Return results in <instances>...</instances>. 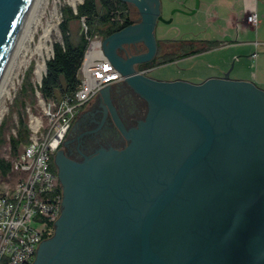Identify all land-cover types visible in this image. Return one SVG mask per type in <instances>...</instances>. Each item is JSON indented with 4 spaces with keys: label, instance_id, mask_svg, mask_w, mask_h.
Segmentation results:
<instances>
[{
    "label": "water",
    "instance_id": "obj_1",
    "mask_svg": "<svg viewBox=\"0 0 264 264\" xmlns=\"http://www.w3.org/2000/svg\"><path fill=\"white\" fill-rule=\"evenodd\" d=\"M36 1L0 0V83ZM123 1L141 21L102 49L148 111L126 147L61 158V213L31 264H264V89L229 71L199 83L133 74L155 54L159 0ZM134 41L147 51L121 61L115 47Z\"/></svg>",
    "mask_w": 264,
    "mask_h": 264
},
{
    "label": "rangeland",
    "instance_id": "obj_2",
    "mask_svg": "<svg viewBox=\"0 0 264 264\" xmlns=\"http://www.w3.org/2000/svg\"><path fill=\"white\" fill-rule=\"evenodd\" d=\"M83 0H77V4L73 5L72 0H42L38 8V25H33V38L26 43V49H30L27 55L20 54L12 67L11 74L7 86V91L0 97V126L2 128V140L0 144V158L13 161L15 157L12 155L10 146V137L16 135L18 121L22 120L27 125L29 131L35 121H39L43 126L49 123L50 115L48 112L55 113L56 101L44 100L39 92L41 80L36 78V63L42 60L41 55L35 51V46L43 33V28L48 24L51 25V31L48 35L47 46L49 51L45 54V60L49 59L53 54V43L55 41L62 42V34L59 29L61 21V8L69 5L74 9ZM165 15L171 18V22H159L156 25L155 35L157 39L172 38L180 36L187 39L191 36L197 39L219 40L218 46L212 49L190 56L188 58H180L156 66L152 71V75L163 80L181 79L192 83H199L207 79L211 75H217L221 72L229 71L232 79H248L254 76L258 81H264V19L260 18V24L255 28L259 35L254 37L251 35L252 44L245 48L232 45L223 40V35L219 27L210 21L211 12L208 10H200L192 15H184L174 12L175 2H168ZM223 12L222 10H219ZM132 19H136L137 13L132 8ZM81 25L80 21H73L71 28L77 32ZM96 35V34H95ZM94 39H102L100 35L93 36ZM259 42V44H255ZM213 44V43H212ZM232 46V47H231ZM32 52V55L30 54ZM248 53H254L258 57L248 59ZM24 60V61H21ZM45 70V69H44ZM46 71H43V76ZM213 77V76H212ZM253 81V80H252ZM254 82V81H253ZM256 84V82H254ZM264 89V84H256ZM26 87V92H22V88ZM23 145L18 152L22 150ZM18 154V153H17ZM19 178V174L10 173L8 176L0 175V190L12 187Z\"/></svg>",
    "mask_w": 264,
    "mask_h": 264
},
{
    "label": "built area",
    "instance_id": "obj_3",
    "mask_svg": "<svg viewBox=\"0 0 264 264\" xmlns=\"http://www.w3.org/2000/svg\"><path fill=\"white\" fill-rule=\"evenodd\" d=\"M253 16L255 22L251 19ZM246 19L252 26L258 25L255 10L248 13ZM87 39L76 90L54 103L56 112H48L47 126L42 128L39 121L33 123L29 143L23 145L11 162L10 173L19 174V178L12 187L0 190V264H31L33 261L38 244L43 235L49 233L48 227L61 209V196L55 191L56 176L50 169L53 154L77 110L93 99L104 85L121 76L104 55L101 41L93 36Z\"/></svg>",
    "mask_w": 264,
    "mask_h": 264
},
{
    "label": "flooded vegetation",
    "instance_id": "obj_4",
    "mask_svg": "<svg viewBox=\"0 0 264 264\" xmlns=\"http://www.w3.org/2000/svg\"><path fill=\"white\" fill-rule=\"evenodd\" d=\"M125 2L128 4L129 14H131L133 8L138 16L136 19H132L130 16L131 22L128 25L140 22L141 15L137 6L131 1ZM168 2L176 3L173 13L179 12L189 16L192 15L190 14L191 10L196 7V0H159V13L156 17L154 34L156 25L159 22H171V18L165 15V10L169 5ZM150 3L153 7L156 6V2L150 1ZM199 8L201 9V0H199V7L194 13H196ZM233 8L237 16L241 11L245 12L247 16L248 13L255 10L253 7L243 5L239 0H234ZM179 9L182 11H179ZM121 29L123 28L116 29L109 35ZM235 35L231 44H235L237 41L238 34L235 33ZM105 37H101V39L103 40ZM155 38L156 51L154 56L151 60L146 62L132 63L131 68L133 69V74H139L154 80H163L153 76L151 73L156 66L171 62L166 61L164 63H159L158 61L162 58H174L173 60L188 58L218 46V44L213 45L214 43H208L207 40L197 39V37L194 36L187 39L180 36L157 39L155 35ZM146 51L147 47L143 41L121 43L114 49L115 55L123 62L132 56L142 54ZM226 72L228 71L213 77H222ZM147 111V101L122 75L116 81L104 85L93 99L77 110L61 145L54 152L51 162L56 176L55 189L61 188V209L63 202V184L59 178V162H62L61 158L80 162L84 159V156H92L100 148L107 149L112 147L115 149H122L126 147L130 141L126 133L130 128L136 127L140 120L145 118ZM55 221L53 225L48 227L49 235H43L40 242L53 235Z\"/></svg>",
    "mask_w": 264,
    "mask_h": 264
},
{
    "label": "trees",
    "instance_id": "obj_5",
    "mask_svg": "<svg viewBox=\"0 0 264 264\" xmlns=\"http://www.w3.org/2000/svg\"><path fill=\"white\" fill-rule=\"evenodd\" d=\"M60 12L59 29L62 42L53 43V54L46 60V72L39 86L44 100L58 101L63 95L72 94L76 90L79 84L78 68L88 44L87 37L95 34L108 36L131 22L128 4L123 0H83L75 9L65 5ZM75 20L81 22L77 32L71 28V23ZM173 59L164 57L158 62L164 63ZM22 92H26V87L22 88ZM2 128L3 124L0 126V144L3 142ZM29 141L30 131L25 122L19 120L16 135L10 137L12 155L16 156L19 148ZM51 162L50 169L55 172ZM10 169L11 161L0 158V175L5 177L10 173ZM55 191L60 193L61 188ZM50 225H53V222Z\"/></svg>",
    "mask_w": 264,
    "mask_h": 264
},
{
    "label": "crops",
    "instance_id": "obj_6",
    "mask_svg": "<svg viewBox=\"0 0 264 264\" xmlns=\"http://www.w3.org/2000/svg\"><path fill=\"white\" fill-rule=\"evenodd\" d=\"M239 1L243 5L255 9L258 16V24H260V18L264 19V0ZM233 3L234 0H201V10H208L211 12L210 21L219 27V30H221L223 35V40L231 43L232 39L236 36L235 33H237V41L235 44L236 46L242 47V51L245 53V48L252 44L251 35L253 34L254 37H257L259 32L247 22L245 12L241 11L237 16V13L233 8ZM219 10H222L223 12H220ZM205 40H207L208 43H214L213 45L218 44L219 41L217 39ZM255 44H259V42H255ZM246 57L252 59L257 58L258 56L256 54L254 55V53H248ZM219 74L211 75L209 77L218 76ZM245 80H253L256 84H264V81H258L255 76Z\"/></svg>",
    "mask_w": 264,
    "mask_h": 264
},
{
    "label": "bare ground",
    "instance_id": "obj_7",
    "mask_svg": "<svg viewBox=\"0 0 264 264\" xmlns=\"http://www.w3.org/2000/svg\"><path fill=\"white\" fill-rule=\"evenodd\" d=\"M41 1L42 0H37L32 12V15L30 17V21L28 22V24L26 25V27L23 30V33L19 39L18 45L14 51V54L12 56L11 59V63L9 68L7 69V71L5 72L3 79L0 83V97L3 96V94L7 91V86H8V82H9V78L10 74H11V70L12 67L14 66L15 63V59L20 55L23 54L24 56L27 55L30 52V49H26V43L30 42V40H32L33 38V25L37 26L38 23V17L40 16V14H38V8L41 5ZM72 4L76 5L77 4V0H72ZM51 25L47 23V25L43 28V33L41 34L36 46H35V51H37L41 57L42 60L36 63V67H35V74H36V78L41 80L43 77V71H45L44 69L46 68V60H45V54L47 51H49V47L47 46V40H48V35L51 31ZM32 55V52L30 53ZM24 61V60H21Z\"/></svg>",
    "mask_w": 264,
    "mask_h": 264
},
{
    "label": "clouds",
    "instance_id": "obj_8",
    "mask_svg": "<svg viewBox=\"0 0 264 264\" xmlns=\"http://www.w3.org/2000/svg\"><path fill=\"white\" fill-rule=\"evenodd\" d=\"M250 9H251V8H250ZM251 19L253 20V22L256 21V17H255V16L251 17Z\"/></svg>",
    "mask_w": 264,
    "mask_h": 264
}]
</instances>
